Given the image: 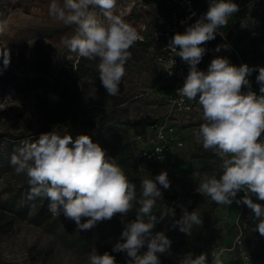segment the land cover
I'll return each instance as SVG.
<instances>
[{
    "label": "rangeland",
    "instance_id": "rangeland-1",
    "mask_svg": "<svg viewBox=\"0 0 264 264\" xmlns=\"http://www.w3.org/2000/svg\"><path fill=\"white\" fill-rule=\"evenodd\" d=\"M233 2L242 6L240 16L251 17L254 23L243 29L233 25L227 35L252 66H264V3H260L261 9L254 7L252 13V0ZM49 3L50 0H0V24L7 25L0 33V47L7 44L11 50V64L3 73L18 79H50V84L29 91L10 86L0 94V264H86L92 248L100 254L108 251L118 264H126V254L112 252V248L136 209L126 218L117 215L98 222L92 230H78L62 212L47 223L31 218L38 198L26 199L27 176L15 174L10 156L22 140L34 141L53 130L59 134V126L78 128L80 134L89 135L106 153L112 151V158L136 184L138 196L143 178L167 171L170 188L161 187L162 201H157L153 211L159 215L167 206H175L176 216H168L154 229L165 231L172 241L171 254L160 255L161 264H178V258L189 252L194 256L209 253L205 245L209 236L202 226L194 227L191 236L172 228L173 219H178L183 211L197 209L202 213L205 207L214 208L217 223L223 227L217 239L220 245L241 241L222 257L224 264H243L238 259L240 248L253 257L255 264H264V238L254 231L256 221L251 210L235 201L229 206L217 205L195 191L202 174L214 175L221 169L220 159L194 138L193 132L203 120L185 127L186 146L177 163H149L137 158L133 130L161 118L173 92V85L159 73L151 42L158 16L168 17L169 0H117L114 12L135 27L141 39L130 49L132 58L125 65L126 74L116 96H109L102 86L98 60L79 57L61 43V37H70L73 29L49 17ZM208 3L209 0L204 3L207 8ZM247 9L249 14L245 15ZM229 50L234 61L233 51L230 47ZM54 66L55 72L49 76L47 71ZM254 73V87L259 94L258 72ZM61 116L66 117L65 121L58 120ZM194 195L198 204L192 207ZM243 195L239 192L237 199ZM24 202L27 209L19 210ZM255 202L264 205V201Z\"/></svg>",
    "mask_w": 264,
    "mask_h": 264
},
{
    "label": "clouds",
    "instance_id": "clouds-1",
    "mask_svg": "<svg viewBox=\"0 0 264 264\" xmlns=\"http://www.w3.org/2000/svg\"><path fill=\"white\" fill-rule=\"evenodd\" d=\"M116 4L117 0H50L48 5L53 21L73 29L70 37H61V43L79 57L98 60L99 79L109 96L119 94L125 65L132 58L130 49L141 39L137 29L114 12ZM239 10L233 0H209L207 11L183 33L174 34L167 47L189 66L176 95L181 103L186 98L199 105L203 123L194 130V138L221 161L219 176L202 174L195 191L217 205L229 206L235 201L247 206L256 221L254 231L264 237V205L255 202L264 201V66H236L227 57L216 56L207 71L197 67L207 51L203 45L217 34L223 37L220 29ZM250 22L254 20L246 18L241 27ZM6 27L0 24V33ZM229 47L218 45L215 51ZM10 64L11 50L5 44L0 47V74ZM253 72H258L259 94L249 80ZM245 87L247 91H242ZM10 165L16 175L28 178L27 200L46 198L51 214L62 212L78 230H91L98 222L117 215L126 218L136 209L135 218L125 223L112 248V252L126 254V264H161L160 255L171 254L172 241L165 231L154 229L168 216H176L175 206H167L159 215L153 211L157 201H162L161 187L170 188L167 171L143 178L138 196L136 184L124 169L114 158L106 157L105 150L89 135L73 139L54 130L34 141L22 140L10 156ZM241 191L244 195L237 199ZM202 224V214L195 209L173 219L172 228L191 236L193 228ZM225 252L224 248H213L211 260L209 253L194 256L189 252L178 258V264H224ZM86 264L118 261L110 252L100 254L92 248Z\"/></svg>",
    "mask_w": 264,
    "mask_h": 264
},
{
    "label": "built area",
    "instance_id": "built-area-1",
    "mask_svg": "<svg viewBox=\"0 0 264 264\" xmlns=\"http://www.w3.org/2000/svg\"><path fill=\"white\" fill-rule=\"evenodd\" d=\"M192 13H195V15L189 20L188 17ZM203 13H205V11L196 5L195 0H169L168 17L160 14L158 16V26L154 27L152 30L151 42L156 54L159 73L164 81L170 82L173 85L174 92H172V96L169 99L166 113L161 118L150 121L142 129L133 130V139H135L134 141L136 143V155H138L137 158L140 160L152 163H177V151L185 145V141L181 136L180 125L188 123L192 119L202 117V113L196 101H189L184 98L183 103H181V98L176 95V89L183 86L184 79L189 71V66L179 56H174L167 46L174 34L177 32L183 33L186 27L194 23ZM240 13L241 12L233 14L229 22L231 21L237 28L243 29V27H241V22L245 20V17H241ZM247 14H249V12L245 13V15ZM182 20L186 21V23L181 24ZM220 31L224 33L223 37L219 34H217L216 37L222 41L223 44L230 45L234 54L236 66L248 64L251 67L252 64L250 60L244 56L240 50L234 46L232 40L229 39L225 27L220 29ZM197 67L200 70L207 71V68L203 67L201 64H198ZM249 80L252 90L254 91V72L249 77ZM242 91H247V88L245 87ZM240 244V239H236L230 246L224 244L222 246L215 241L206 243L209 253L213 248H224L226 249L225 253H227L233 251L236 245ZM238 256V259H240L243 264H255L252 259L253 257L242 248H240Z\"/></svg>",
    "mask_w": 264,
    "mask_h": 264
},
{
    "label": "trees",
    "instance_id": "trees-1",
    "mask_svg": "<svg viewBox=\"0 0 264 264\" xmlns=\"http://www.w3.org/2000/svg\"><path fill=\"white\" fill-rule=\"evenodd\" d=\"M55 66L52 68V70L47 71L48 75L51 76L53 74V72H55ZM50 84V79L47 78H35V79H27V78H14L13 75L8 74V73H2L0 74V94L3 93L8 87L10 86H15L17 87V89L19 90H23V91H29L31 89L43 86L45 84ZM66 117L65 116H61L58 120L60 121H65ZM57 120V119H55ZM59 130H60V135H71L73 136V139H75L76 136L81 135L80 131L78 128L76 129H63L62 126H59ZM10 136H15V135H10ZM24 135H16L15 137L12 138H20ZM106 157L108 158H112V151L111 153H106ZM122 159H119V161H121ZM140 160V159H139ZM143 161V160H141ZM146 162V161H145ZM152 163V162H149ZM220 171H217L214 175H217V177L220 174ZM26 187H25V194L27 195L29 188H27L29 186L28 184V178L26 180ZM198 204L197 201V195H194L191 206H196ZM49 200H47L46 198H38L37 202L34 205V211L33 214L31 216L32 220L38 223H47L51 220V218L53 217V215L51 214V212L49 211ZM27 209V203L24 202L23 205H20L19 210H26ZM202 220H203V224H202V228L206 231L207 235L209 236V239L206 241H215L218 243L217 239H219V237H221L222 235V231H223V227L218 225L217 223V216L214 213V208L213 207H205L202 210ZM130 218L134 219L135 218V212L131 213ZM92 230V229H91ZM89 237V235L87 236ZM264 238V237H262ZM219 244V243H218ZM223 246V245H222ZM240 260V259H239Z\"/></svg>",
    "mask_w": 264,
    "mask_h": 264
},
{
    "label": "crops",
    "instance_id": "crops-1",
    "mask_svg": "<svg viewBox=\"0 0 264 264\" xmlns=\"http://www.w3.org/2000/svg\"><path fill=\"white\" fill-rule=\"evenodd\" d=\"M205 1H206V0H202V2H201L200 0H195V3H196V5H197L200 9H202V10H204V11L206 12L208 8H207V5H206V6L204 5ZM241 1H243V0H241ZM244 1L246 2V0H244ZM252 1L255 2L254 5H253V8L251 7V8L253 9V10H251L252 13H253V11H254V7L257 8V10H258V9H261L260 5H262V4H260V3H261V2L264 3V0H260V1L252 0ZM241 7H242V6H239V8H241ZM245 11L249 12V9H247V10H245ZM239 12H240V10H239ZM232 28H233V24H232V22L230 21V22L228 23V25L225 27V30L227 31V34L230 33V31H231ZM218 45H224V44H223L222 41H220L217 37H215L214 40L209 41V42H207L205 45H203V47H205V48L207 49V51H206L205 55L203 56V58H202L200 64H201L203 67L208 68V65L210 64V62H211V60H212L213 58H215L216 56H221V57H227V58L229 59V61H230L232 64L236 65L235 61H233V59H232L231 50H229V48H227V49H225V48H221V50H220L219 52H216L215 49H216V47H217ZM251 64H252V63H251ZM254 74H255V73H254ZM257 89H258V88H256V86H255V87H254V91L256 92ZM172 91H173V87H172ZM173 92H174V91H173ZM201 120H202V117H201V118H197V119L195 118V119H192V120H191L190 122H188V123H183V124L180 125V127H181V136H182V138H183L184 141H185V145H184L182 148H179L178 151H177L178 161H179V158H180L181 153H183V150H184V148H185V146H186V133H185V127H187L188 125H191V123L193 124V123H195V122H200ZM205 245H206V243H205ZM206 246H207V245H206Z\"/></svg>",
    "mask_w": 264,
    "mask_h": 264
}]
</instances>
